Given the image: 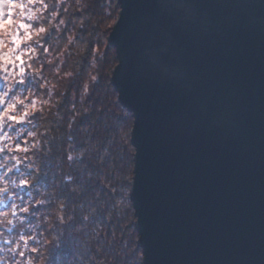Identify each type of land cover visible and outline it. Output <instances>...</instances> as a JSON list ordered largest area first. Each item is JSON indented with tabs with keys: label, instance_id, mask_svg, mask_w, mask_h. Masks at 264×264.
I'll use <instances>...</instances> for the list:
<instances>
[{
	"label": "water",
	"instance_id": "water-1",
	"mask_svg": "<svg viewBox=\"0 0 264 264\" xmlns=\"http://www.w3.org/2000/svg\"><path fill=\"white\" fill-rule=\"evenodd\" d=\"M117 5L140 264H264V0Z\"/></svg>",
	"mask_w": 264,
	"mask_h": 264
},
{
	"label": "clouds",
	"instance_id": "clouds-1",
	"mask_svg": "<svg viewBox=\"0 0 264 264\" xmlns=\"http://www.w3.org/2000/svg\"><path fill=\"white\" fill-rule=\"evenodd\" d=\"M83 7L81 0L75 3L72 0H0V264H48L51 248L65 237L71 246L81 249L75 254L77 264L111 261V257L97 259L91 254L84 258L82 251L89 246L100 252V247L92 243L95 236L82 235L83 226L78 224L65 232L66 226L73 225L74 210H66L63 200L55 199L54 189L46 191L37 185L39 168L31 155L38 149L39 135L43 134L41 127H33L34 117L38 113L46 115L58 102L55 90L62 91L60 81L65 78L60 67L65 52L74 42V30L65 33L63 41H46V36L52 29L59 36L67 14ZM83 20L74 22L81 27ZM100 39L103 44L93 51L91 71L82 82L81 104L98 80L110 84L122 63L118 52L111 59L106 58L109 47L104 38ZM84 47L77 43L74 51L79 55ZM55 60L60 63L52 70L56 77L53 80L45 65ZM114 61L118 65L112 67ZM83 110L88 111L86 107ZM134 132L133 123L126 131L120 128L111 135L109 143L117 140L127 148L128 167L116 173L115 182L101 178L112 197L109 214L115 212L124 224L136 218L132 201L136 150L134 146L128 147ZM99 143L97 139L91 144L92 152L99 149ZM85 151L78 155L83 157ZM66 158L70 161L73 154L69 152ZM94 210L81 211L82 218L88 220L89 212ZM97 230L103 231L99 228L93 232Z\"/></svg>",
	"mask_w": 264,
	"mask_h": 264
},
{
	"label": "trees",
	"instance_id": "trees-1",
	"mask_svg": "<svg viewBox=\"0 0 264 264\" xmlns=\"http://www.w3.org/2000/svg\"><path fill=\"white\" fill-rule=\"evenodd\" d=\"M72 2L75 3V0ZM81 3L83 8L67 14L59 36H56L55 29L46 36V41H63L65 33L74 30V42L65 52L60 67L65 78L60 81L62 91L55 90L58 102L46 115L38 113L34 117L33 127H41L43 133L39 135L38 149L31 153L39 168L36 183L46 191L54 189L55 199L63 200L66 210H74L73 225L66 226L65 232L78 224L83 226L82 235L95 236L92 243L100 247V252L89 246L82 251L85 259L91 254L97 259L111 257L109 264H140L142 254L137 243L135 220L124 224L115 212L109 214L112 197L101 179L115 182L116 173L124 172L128 167L127 148L117 140L111 143L109 140L117 129L126 131L133 125L132 116L119 103L111 82L106 84L104 80H98L83 104L79 99L82 82L91 71L92 53L102 46L101 37L107 41L119 6L117 0H81ZM81 18H84L83 26L77 27L74 21ZM77 43L85 46L79 55L74 51ZM108 47L106 58L111 59L115 50ZM58 63L60 61L55 60L51 65H45L53 80L56 77L52 75V70ZM116 64L117 61H114L112 67ZM67 72L72 75L67 76ZM85 107L88 111L83 110ZM97 139L100 141L99 149L92 152L91 144ZM82 150L87 151L80 157L78 154ZM105 150L106 154L102 156ZM69 152L73 154L70 161L66 158ZM66 177L71 179L66 180ZM89 209L95 210L89 212L85 221L81 211ZM99 228L103 231L93 232V229ZM80 251L78 247L71 246L65 237L58 246L51 248L48 264H77L75 254Z\"/></svg>",
	"mask_w": 264,
	"mask_h": 264
}]
</instances>
